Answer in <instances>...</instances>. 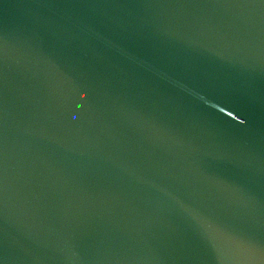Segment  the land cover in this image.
<instances>
[{"label": "water", "instance_id": "water-1", "mask_svg": "<svg viewBox=\"0 0 264 264\" xmlns=\"http://www.w3.org/2000/svg\"><path fill=\"white\" fill-rule=\"evenodd\" d=\"M0 264H264V0H0Z\"/></svg>", "mask_w": 264, "mask_h": 264}]
</instances>
